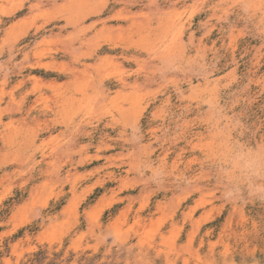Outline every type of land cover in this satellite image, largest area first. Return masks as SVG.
<instances>
[{
	"label": "rangeland",
	"instance_id": "obj_1",
	"mask_svg": "<svg viewBox=\"0 0 264 264\" xmlns=\"http://www.w3.org/2000/svg\"><path fill=\"white\" fill-rule=\"evenodd\" d=\"M0 264H264V0H0Z\"/></svg>",
	"mask_w": 264,
	"mask_h": 264
}]
</instances>
